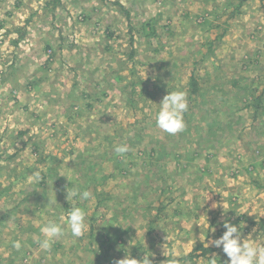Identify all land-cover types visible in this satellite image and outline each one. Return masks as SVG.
I'll return each instance as SVG.
<instances>
[{"label": "rangeland", "instance_id": "1", "mask_svg": "<svg viewBox=\"0 0 264 264\" xmlns=\"http://www.w3.org/2000/svg\"><path fill=\"white\" fill-rule=\"evenodd\" d=\"M225 220L264 243V0H0V264H225Z\"/></svg>", "mask_w": 264, "mask_h": 264}, {"label": "clouds", "instance_id": "2", "mask_svg": "<svg viewBox=\"0 0 264 264\" xmlns=\"http://www.w3.org/2000/svg\"><path fill=\"white\" fill-rule=\"evenodd\" d=\"M158 105L159 110L155 114L157 127L171 135L183 131L185 127L183 115L188 110L187 93L179 90L168 92ZM128 151L129 147L126 144L115 147L117 154L122 155ZM30 179L39 181L40 173L38 171L34 172ZM77 198L87 201L93 198V194L88 190L81 192L79 189H72L69 191L68 187L67 201H75ZM48 203H57L56 196L54 200H49ZM64 224L67 225L72 237L79 238L83 236L88 227L85 210L75 206L74 202L66 218L61 214L59 222L49 220L45 223L40 229L43 239L39 241V246L42 250H50L55 240L65 234V229L62 226ZM223 227L226 229L223 234L217 239L207 240V243L216 248H222V252L228 258L225 264H264V243L258 242L251 234L246 238L243 237L240 227L227 220L223 222ZM13 247L19 249L21 247L20 241H14ZM215 257L216 255L213 254L210 264H216ZM116 264H151V260L149 257L147 259L144 257L142 260H137L128 255L118 260Z\"/></svg>", "mask_w": 264, "mask_h": 264}]
</instances>
